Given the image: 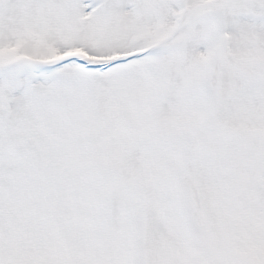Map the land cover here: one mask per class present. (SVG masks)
Segmentation results:
<instances>
[{
  "label": "rangeland",
  "instance_id": "1",
  "mask_svg": "<svg viewBox=\"0 0 264 264\" xmlns=\"http://www.w3.org/2000/svg\"><path fill=\"white\" fill-rule=\"evenodd\" d=\"M224 1L0 0V264H264V0Z\"/></svg>",
  "mask_w": 264,
  "mask_h": 264
},
{
  "label": "water",
  "instance_id": "2",
  "mask_svg": "<svg viewBox=\"0 0 264 264\" xmlns=\"http://www.w3.org/2000/svg\"><path fill=\"white\" fill-rule=\"evenodd\" d=\"M230 0H226L224 3H221L220 4V7H222V6H224L226 3H228ZM153 52V51H152ZM146 53H144V54H140V55H135V56H130V57H127V58H123V59H119V60H116V61H113V62H111V63H108V64H103V65H98L97 67L98 68H100L101 70H105V69H107V68H109V67H111V66H113V65H117V64H119V63H125V62H127V61H129L130 59H132V58H135L136 56H144ZM73 60H76V61H78V62H80V63H82L85 67H87V68H90V69H93V68H96V66H91V65H89L88 63H86V62H82L79 58H77V57H75ZM67 62V60H65V61H62V62H60L59 63V65H62V64H64V63H66Z\"/></svg>",
  "mask_w": 264,
  "mask_h": 264
},
{
  "label": "bare ground",
  "instance_id": "3",
  "mask_svg": "<svg viewBox=\"0 0 264 264\" xmlns=\"http://www.w3.org/2000/svg\"><path fill=\"white\" fill-rule=\"evenodd\" d=\"M224 30L219 33V38L218 41H216V43L212 46L211 50H210V60H212L216 54H218L220 48L222 47L223 41H224ZM36 64H33V66Z\"/></svg>",
  "mask_w": 264,
  "mask_h": 264
}]
</instances>
